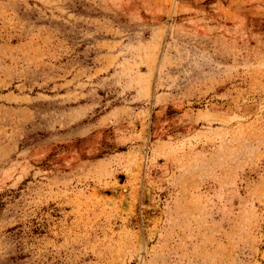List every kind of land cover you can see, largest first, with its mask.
Returning a JSON list of instances; mask_svg holds the SVG:
<instances>
[{"label":"rangeland","instance_id":"374dc122","mask_svg":"<svg viewBox=\"0 0 264 264\" xmlns=\"http://www.w3.org/2000/svg\"><path fill=\"white\" fill-rule=\"evenodd\" d=\"M0 264H264V0H0Z\"/></svg>","mask_w":264,"mask_h":264}]
</instances>
